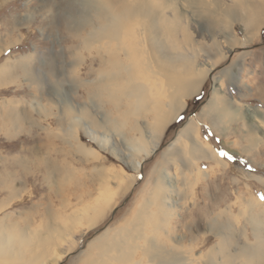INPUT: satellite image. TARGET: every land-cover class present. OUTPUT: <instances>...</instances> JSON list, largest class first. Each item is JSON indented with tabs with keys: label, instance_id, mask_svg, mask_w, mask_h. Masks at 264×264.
Returning <instances> with one entry per match:
<instances>
[{
	"label": "rangeland",
	"instance_id": "rangeland-1",
	"mask_svg": "<svg viewBox=\"0 0 264 264\" xmlns=\"http://www.w3.org/2000/svg\"><path fill=\"white\" fill-rule=\"evenodd\" d=\"M180 1L176 0L171 10L177 9L174 15L182 23L178 36L183 38L189 29L194 41L201 44L196 61L221 52L222 47L212 44L216 29L210 22L218 10H214L213 0L199 5L202 11L196 16L185 13L189 6ZM77 3L80 0H0V70L7 64L0 77V219L12 230L29 229L45 236L54 227L52 233H56L68 224L71 212L92 204L101 175L133 174L127 163L142 160L133 150L137 138L133 119L125 120L127 109L118 110L107 95L108 80L100 75L104 69L101 55L95 51L92 55L83 44L91 30L88 21L96 27L100 10L81 11ZM218 24L225 33L236 29L237 42L251 38V43L229 53L213 76L205 79L200 93L187 100L186 109L166 130L159 150L144 163L137 183L117 199L96 227L85 235V224L67 228L69 231L65 227V243L61 239L45 255L50 261L54 260L51 255L62 254L70 242L74 244L83 236L69 253H63L60 264H84V250L93 239L107 229L113 233L124 228L147 198L145 204L158 201L148 192L162 173L176 193L171 196L172 206L163 210L165 233L156 239L161 247L157 261L184 255L194 256L193 264H229L230 256L237 259L247 251L264 258V207L252 211L242 207L253 198L264 204L259 199L264 184L257 180L264 178L260 167L264 164V25L259 32L256 26L250 27L252 34L248 35L227 19ZM223 51L228 54L227 44ZM238 61L244 64L233 77L231 73L222 80L227 95L241 102L238 114L224 117L219 130L209 120L200 122L201 142L211 144L228 165L197 162L199 176L194 172L188 179L182 178L181 169L172 162L162 168V153L208 102L215 88L213 77ZM203 63L209 67L211 60ZM252 113L254 118L258 116L257 122ZM86 130L95 131L106 149L100 150L86 138ZM79 143L95 149L99 158L78 153ZM220 150L236 155L237 160L222 157ZM241 160L251 163L256 171L250 172ZM154 209L158 212V207ZM140 258L139 253L136 261ZM86 261L96 262L95 257ZM157 261L146 258L141 264ZM109 263L121 264L116 259Z\"/></svg>",
	"mask_w": 264,
	"mask_h": 264
},
{
	"label": "bare ground",
	"instance_id": "bare-ground-1",
	"mask_svg": "<svg viewBox=\"0 0 264 264\" xmlns=\"http://www.w3.org/2000/svg\"><path fill=\"white\" fill-rule=\"evenodd\" d=\"M175 1L80 0V3H77L81 11L85 8L100 10L96 27L88 21L91 30L83 44L90 52L95 51L96 54L101 55L100 65L104 66V69L100 75L108 80L105 83V89L109 91L107 95L118 110L127 109L124 114L125 120L128 117L133 119L132 131L137 137L133 150L138 156H142V160L127 163L133 170V174L101 175L98 196L92 204L71 212L68 216V224L61 227V230L58 228L56 233H52L54 227H50L49 234L45 236L29 229L12 230L6 225L5 220L0 219V264H60L63 253H69L75 243L83 238V236L78 237L74 244L70 242L68 250L62 254L57 252L56 255H51L54 256V260L50 261L45 255H48L61 239L65 243L66 239L62 238L64 231L67 228L77 229L78 225L85 224V235L105 218L106 212L116 205L117 199L128 193L137 183V177L142 172L144 163L159 150L166 130L186 109L187 100L200 93L205 79L213 76V71L222 60L228 57L229 53L238 46L246 47L251 43V38L237 42L236 29L225 33L218 21L227 19L232 22V26H240L248 35L252 34L250 27L256 26L255 29L259 32L260 27L264 25V0H216V2L213 0L214 10L216 8L218 10L215 18L210 22V25L216 29L214 38L211 37L212 44L218 49L222 47L223 50L227 44L229 52L226 54L220 48L221 52H215L211 56L204 55V59L199 62L196 61V56L201 44L194 41L189 29L183 38L178 36L182 23L180 24L181 20L174 15L177 9L171 10ZM180 2L182 5L189 6L188 11L183 10L185 13L190 12L195 16L202 11L198 10L199 5L207 4L205 0H181ZM212 13L213 11L209 14ZM206 46L209 50L212 49V45L206 44ZM206 59L211 60L209 67L203 63ZM240 64H244V61L232 64L230 68L221 70L217 76L213 77L216 83L208 102L198 115L192 116L188 123L183 125L174 141L162 153L160 158L162 168L169 166L172 162L174 167L181 169L182 178L188 179V174L194 172L199 176L200 172L195 165L197 162L211 160L220 166L228 165L227 161L219 158L211 144L201 142L200 122L209 120L213 128L219 130L224 117L229 118L232 114H238L241 102L227 95L223 89L224 81L222 80L238 70ZM92 65H95L94 59ZM6 66L7 64L1 67L0 77L5 73L3 71L7 69ZM99 89L102 90V87ZM254 114L252 113L251 116ZM257 117L253 116L256 122ZM252 121L254 122L253 119ZM73 124L74 121L71 122L72 126ZM85 136L96 143L100 150L106 149V143L96 136L95 131L86 130ZM77 150L84 157L99 158V153L84 143H79ZM159 166L160 164L157 167ZM251 177L257 179L255 176ZM257 180L261 183L264 178ZM150 192L156 195L158 201L145 204L147 198L124 228L113 233L107 229L93 239L84 250V256L87 259L95 257L96 262L93 264H110L111 259H116L121 264H141L146 258L157 261L161 247L156 239L161 233H165L162 224L166 216L163 210L172 206L170 205L173 199L171 196L175 195L176 191H171L168 177L162 173L148 193ZM257 206L264 207V204L258 203L253 198L243 203L242 207H247L248 211ZM154 207H158V212ZM139 253L142 258L136 261ZM193 257L180 255L171 256L170 260L159 258L156 264H193ZM261 258L263 257L256 252L247 251L244 254H238L237 259L230 256L227 261L229 264H246V262L247 264H264V258ZM86 260L84 264H89Z\"/></svg>",
	"mask_w": 264,
	"mask_h": 264
},
{
	"label": "snow or ice",
	"instance_id": "snow-or-ice-1",
	"mask_svg": "<svg viewBox=\"0 0 264 264\" xmlns=\"http://www.w3.org/2000/svg\"><path fill=\"white\" fill-rule=\"evenodd\" d=\"M222 157H226L228 160H231V161H236L237 160V156L236 155H230L229 152L227 151H224V150H220V153H219ZM241 163L244 164V166L250 171V172H255L256 169L253 167V165L251 163H249L248 161H245V160H241L240 161ZM261 168H264V164H261L260 165ZM264 182V181H262ZM259 199L261 201H264V194H261Z\"/></svg>",
	"mask_w": 264,
	"mask_h": 264
}]
</instances>
